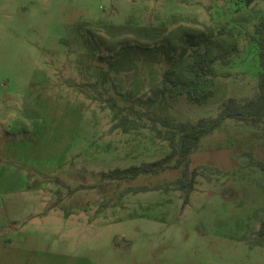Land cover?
Returning a JSON list of instances; mask_svg holds the SVG:
<instances>
[{"label":"rangeland","instance_id":"374dc122","mask_svg":"<svg viewBox=\"0 0 264 264\" xmlns=\"http://www.w3.org/2000/svg\"><path fill=\"white\" fill-rule=\"evenodd\" d=\"M263 15V1L0 0V264H264V173L249 156L264 157V136L228 121L205 139L185 208L174 189L123 194L176 176L105 178L169 154L149 131L115 128L111 105L148 95L170 65L120 72L92 36L128 21L234 29L223 46L196 49L230 62L217 65L215 98L172 110L196 122L255 94Z\"/></svg>","mask_w":264,"mask_h":264},{"label":"trees","instance_id":"16d2710c","mask_svg":"<svg viewBox=\"0 0 264 264\" xmlns=\"http://www.w3.org/2000/svg\"><path fill=\"white\" fill-rule=\"evenodd\" d=\"M233 1L246 7L264 2ZM103 30L104 34L95 31L92 36L98 40L99 47L111 54L110 67L120 72L140 68L151 73L156 65H170L163 79L152 86L148 95L140 96L125 106L119 105L117 100H113L111 105L115 128L124 133L149 131L156 139L168 143L169 154L152 163L116 169L105 178L122 184L174 173L176 176L171 180L158 181L152 186H129L123 194L174 189L181 192L185 208L195 192L200 173V170L191 168L192 157L205 139L222 129L228 121L242 124L264 136V15L252 35L253 49L256 43L260 67L258 72H254L258 83L255 94L242 101L228 98L222 101L216 118H202L196 122L180 120L172 110L182 100L191 105H204L215 98L217 65L227 67L230 64L226 52L211 57L208 52L196 53V49L223 46L226 43L224 36L236 37L234 29L224 27L216 34L211 28L202 30L180 25L170 30L165 22L140 25L128 21L121 26L104 25ZM233 43L237 46V40H233ZM249 156L253 166L264 173V157L256 159L252 154ZM257 234L256 243L263 246L264 220Z\"/></svg>","mask_w":264,"mask_h":264}]
</instances>
